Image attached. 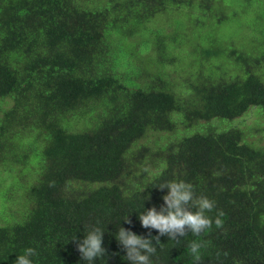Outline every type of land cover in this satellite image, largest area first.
Here are the masks:
<instances>
[{
    "label": "trees",
    "instance_id": "trees-1",
    "mask_svg": "<svg viewBox=\"0 0 264 264\" xmlns=\"http://www.w3.org/2000/svg\"><path fill=\"white\" fill-rule=\"evenodd\" d=\"M252 109L264 0H0V264L27 248L32 264H130L118 229L159 235L138 215L168 181L214 201L213 224L153 239L150 264H264ZM93 225L105 255L90 262L72 239Z\"/></svg>",
    "mask_w": 264,
    "mask_h": 264
},
{
    "label": "clouds",
    "instance_id": "clouds-1",
    "mask_svg": "<svg viewBox=\"0 0 264 264\" xmlns=\"http://www.w3.org/2000/svg\"><path fill=\"white\" fill-rule=\"evenodd\" d=\"M159 189H168L167 195L162 197L164 206H161L159 211L153 206L138 215L142 227L155 229L159 235L151 237L149 233L151 238H145L123 227L118 229L116 239L126 251L125 257L130 264H150V256L157 251L152 243L153 239L157 245H161V236L166 235L170 240L178 241V236L184 237L188 232L200 236L212 227L213 219L206 213L214 209L215 202L203 194L197 195L191 184L184 181H168L161 184ZM223 216L224 212L220 210L214 220L217 228L223 226ZM103 235L104 231L93 225L87 234H84L83 240L77 239L76 236L72 239L82 260L91 262L105 255V249L102 247ZM201 247L202 244L198 241H192L188 246L190 254L197 260ZM34 254L33 248L25 249L23 254L17 256L14 264H32L30 257Z\"/></svg>",
    "mask_w": 264,
    "mask_h": 264
},
{
    "label": "rangeland",
    "instance_id": "rangeland-1",
    "mask_svg": "<svg viewBox=\"0 0 264 264\" xmlns=\"http://www.w3.org/2000/svg\"><path fill=\"white\" fill-rule=\"evenodd\" d=\"M243 28H245L243 26ZM231 33L234 35V27L233 28H229ZM242 32H245L244 29H242ZM243 37V35H242ZM242 127L245 129L247 134H251L253 132V135L249 137V139L251 141H254L256 144L258 145H262L264 146V113L257 111V110H251L249 112V114L247 113V116H245L242 119ZM255 127H261L262 130H260L259 132H256L254 129H256ZM252 130V131H251ZM3 210L2 207H0V213Z\"/></svg>",
    "mask_w": 264,
    "mask_h": 264
}]
</instances>
